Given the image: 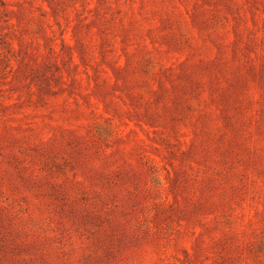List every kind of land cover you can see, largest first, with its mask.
<instances>
[{
  "label": "rangeland",
  "instance_id": "obj_1",
  "mask_svg": "<svg viewBox=\"0 0 264 264\" xmlns=\"http://www.w3.org/2000/svg\"><path fill=\"white\" fill-rule=\"evenodd\" d=\"M0 264H264V0H0Z\"/></svg>",
  "mask_w": 264,
  "mask_h": 264
}]
</instances>
